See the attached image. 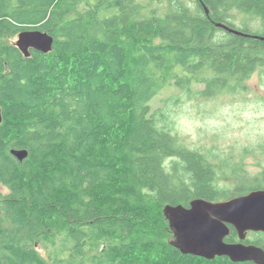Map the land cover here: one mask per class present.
Segmentation results:
<instances>
[{"label":"trees","instance_id":"16d2710c","mask_svg":"<svg viewBox=\"0 0 264 264\" xmlns=\"http://www.w3.org/2000/svg\"><path fill=\"white\" fill-rule=\"evenodd\" d=\"M25 29L53 50L25 55ZM257 72L264 0H0V264H256L172 244L165 205L231 199L264 175L190 146L151 101L240 93Z\"/></svg>","mask_w":264,"mask_h":264},{"label":"water","instance_id":"95a60500","mask_svg":"<svg viewBox=\"0 0 264 264\" xmlns=\"http://www.w3.org/2000/svg\"><path fill=\"white\" fill-rule=\"evenodd\" d=\"M217 26L244 34L225 23H218ZM17 45L27 56H30L31 48L48 53L53 50L54 37L38 29H25L19 33ZM2 121L0 105V124ZM11 152L20 160L29 154L25 149H13ZM164 213L174 233L172 244L183 253L208 260L227 256L234 262L264 264V248L243 242L249 231L264 233V189L223 201L195 198L189 206L167 204ZM228 224L236 229L241 242L225 241L231 232Z\"/></svg>","mask_w":264,"mask_h":264},{"label":"rangeland","instance_id":"374dc122","mask_svg":"<svg viewBox=\"0 0 264 264\" xmlns=\"http://www.w3.org/2000/svg\"><path fill=\"white\" fill-rule=\"evenodd\" d=\"M250 27L253 31L257 30V25L253 23H250ZM174 93L168 87L151 103L154 108H162L170 113L186 143L196 147L215 145L218 152L224 153L223 156L227 152L242 158L251 177L260 175L264 166L263 74L257 72L248 80L247 91L225 93L205 101L186 96L183 102L175 103L170 100L176 96ZM236 183L235 178L222 181V185L231 189Z\"/></svg>","mask_w":264,"mask_h":264},{"label":"flooded vegetation","instance_id":"af4514ba","mask_svg":"<svg viewBox=\"0 0 264 264\" xmlns=\"http://www.w3.org/2000/svg\"><path fill=\"white\" fill-rule=\"evenodd\" d=\"M263 171V170H262ZM261 171V173H260V175H259V177L260 178H262L263 177V172ZM262 189H264V187L263 188H259V189H254V190H262ZM254 190H252V191H254ZM251 192V191H250ZM228 200V199H227ZM223 201V200H222ZM229 226H230V228H231V232H230V234L226 237V239H225V241L226 242H228V243H235V242H241V239H240V237H239V235H238V238H236L234 241H228V238H229V236L232 234V228H234L233 227V225L232 224H228ZM235 229V228H234ZM236 230V229H235ZM237 232V231H236ZM258 233H263L262 231H249L248 233H247V237H246V239L243 241L244 243H246V244H248V245H257V246H260V245H258L257 243H256V241H257V238H258ZM237 234H238V232H237ZM264 234V233H263ZM261 247V246H260Z\"/></svg>","mask_w":264,"mask_h":264}]
</instances>
